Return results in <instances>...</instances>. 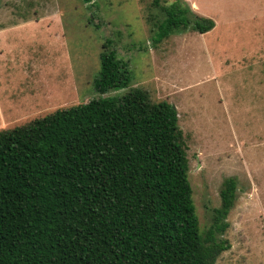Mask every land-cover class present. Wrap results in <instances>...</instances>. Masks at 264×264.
Returning a JSON list of instances; mask_svg holds the SVG:
<instances>
[{
  "label": "trees",
  "instance_id": "1",
  "mask_svg": "<svg viewBox=\"0 0 264 264\" xmlns=\"http://www.w3.org/2000/svg\"><path fill=\"white\" fill-rule=\"evenodd\" d=\"M156 3L155 45L215 27L185 0ZM100 58L99 96L0 129V264H215L235 177L203 233L177 108L132 86L112 38Z\"/></svg>",
  "mask_w": 264,
  "mask_h": 264
},
{
  "label": "rangeland",
  "instance_id": "2",
  "mask_svg": "<svg viewBox=\"0 0 264 264\" xmlns=\"http://www.w3.org/2000/svg\"><path fill=\"white\" fill-rule=\"evenodd\" d=\"M185 1L215 27L155 45L147 17L160 12L156 0H0V129L99 96L93 79L112 38L132 86L178 109L203 233L223 182L237 181L216 234L230 246L215 264H264V0Z\"/></svg>",
  "mask_w": 264,
  "mask_h": 264
},
{
  "label": "crops",
  "instance_id": "3",
  "mask_svg": "<svg viewBox=\"0 0 264 264\" xmlns=\"http://www.w3.org/2000/svg\"><path fill=\"white\" fill-rule=\"evenodd\" d=\"M176 107V106H175ZM177 108V107H176ZM178 110V109H177Z\"/></svg>",
  "mask_w": 264,
  "mask_h": 264
}]
</instances>
